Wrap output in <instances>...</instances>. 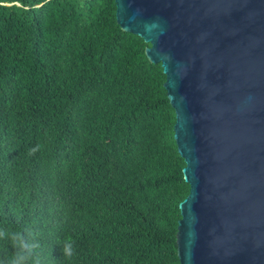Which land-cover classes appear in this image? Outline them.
<instances>
[{"label": "trees", "instance_id": "1", "mask_svg": "<svg viewBox=\"0 0 264 264\" xmlns=\"http://www.w3.org/2000/svg\"><path fill=\"white\" fill-rule=\"evenodd\" d=\"M116 12L0 0V264L31 243L29 264H181L190 185L166 75Z\"/></svg>", "mask_w": 264, "mask_h": 264}, {"label": "water", "instance_id": "2", "mask_svg": "<svg viewBox=\"0 0 264 264\" xmlns=\"http://www.w3.org/2000/svg\"><path fill=\"white\" fill-rule=\"evenodd\" d=\"M115 2L176 114L180 263L264 264V0Z\"/></svg>", "mask_w": 264, "mask_h": 264}, {"label": "clouds", "instance_id": "3", "mask_svg": "<svg viewBox=\"0 0 264 264\" xmlns=\"http://www.w3.org/2000/svg\"><path fill=\"white\" fill-rule=\"evenodd\" d=\"M31 154V153H30ZM8 237V233L4 230H0V239H5ZM39 247L36 243H31L26 246H21V250L17 251L13 257L10 259L9 264H29L35 252V248ZM62 253L66 257H70L73 253L69 250V247L65 245L62 249ZM34 264H40L37 258Z\"/></svg>", "mask_w": 264, "mask_h": 264}, {"label": "rangeland", "instance_id": "4", "mask_svg": "<svg viewBox=\"0 0 264 264\" xmlns=\"http://www.w3.org/2000/svg\"><path fill=\"white\" fill-rule=\"evenodd\" d=\"M17 5H19V4L17 3Z\"/></svg>", "mask_w": 264, "mask_h": 264}]
</instances>
